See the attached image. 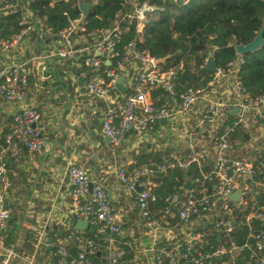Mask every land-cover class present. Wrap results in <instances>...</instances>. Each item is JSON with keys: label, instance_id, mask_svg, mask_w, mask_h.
I'll return each instance as SVG.
<instances>
[{"label": "built area", "instance_id": "built-area-1", "mask_svg": "<svg viewBox=\"0 0 264 264\" xmlns=\"http://www.w3.org/2000/svg\"><path fill=\"white\" fill-rule=\"evenodd\" d=\"M38 1L0 0V17L16 14L19 27L9 36L0 30V106H16L8 130L0 129V264L126 263L127 252L118 243L122 228L111 199L86 165L75 161L65 168L72 199L69 214L75 222H85L93 237L53 213L37 212L30 215L33 224H21L13 244H5L10 219L7 202L14 203L17 192L16 170L26 155L31 160L46 147L39 127L41 114L27 103L30 76L41 82L45 75L72 86L79 102L104 104L100 132L112 152L128 145L124 150L128 154L163 155L159 164L132 169V163L125 164L116 173L123 190L135 196L152 264H165L164 260L216 264L226 254L244 250L249 252L247 264H264V206L258 205V198H264V95L254 97L242 85V55L235 50V59L215 73L204 70L207 59L201 67L209 74L204 84L176 86L182 64L164 68L159 59L138 48L146 24L158 16L166 0H122L124 10L115 15L109 29H89L86 16L97 0H75L78 15L71 18L64 12L67 26L56 32L45 16L30 10ZM81 4L89 6L87 15ZM121 24L126 25L125 31L132 26L135 31L122 51L117 48ZM119 79L124 94L116 89ZM190 167L197 174L169 194L162 209H156L157 175ZM236 192L239 199L234 202L230 196ZM235 209L248 213L236 220ZM236 225L248 232L242 246L230 241ZM57 230L62 232L60 237ZM49 232L54 233L51 245ZM209 236L222 245L193 256V246ZM162 242L166 248L158 247Z\"/></svg>", "mask_w": 264, "mask_h": 264}, {"label": "trees", "instance_id": "trees-1", "mask_svg": "<svg viewBox=\"0 0 264 264\" xmlns=\"http://www.w3.org/2000/svg\"><path fill=\"white\" fill-rule=\"evenodd\" d=\"M97 2L86 16L89 29H109L114 25L115 15L124 10L122 0ZM30 10L39 16H45L48 27L54 32L67 26L64 12L71 18H75L79 13L75 0L52 4L49 0H40L31 4ZM120 26L122 34L117 48L122 51L124 46L133 40L135 31L133 26L127 31L125 24ZM0 30L4 36L17 33L18 16L12 14L0 17ZM258 33H261L264 42V0H166L158 16L146 24L144 40L138 48L156 59H165L164 68L182 64V70L177 72L176 86L198 87L208 79L209 74L201 67L209 56L215 69H223L228 62L235 59V47L251 43ZM242 57L243 64L239 71L242 85L254 97L264 95V43L255 52ZM83 71L84 69L79 70ZM162 156L161 153H133V162L129 169L147 166L150 162L159 164ZM196 174L195 167H190L184 172L171 170L158 174L154 192L157 195L155 208L162 209L164 199L179 191L185 181L191 180ZM258 205L264 206L263 197L258 198ZM9 212L6 246L13 244L20 222L18 215L10 209ZM247 213L237 209L233 211L236 220ZM84 235L92 236L87 231ZM247 235L246 228L236 225L230 235V241L242 246ZM221 245L222 242H218L215 236H209L201 245H194L191 254L194 256L197 252L209 253ZM158 247L166 248L167 244L162 242ZM121 248L126 250V257L131 254L130 247ZM70 255L74 257L75 250H71ZM248 256L247 250L233 252L214 263L246 264ZM164 263L168 264L166 260Z\"/></svg>", "mask_w": 264, "mask_h": 264}, {"label": "crops", "instance_id": "crops-1", "mask_svg": "<svg viewBox=\"0 0 264 264\" xmlns=\"http://www.w3.org/2000/svg\"><path fill=\"white\" fill-rule=\"evenodd\" d=\"M44 78L39 82L35 76H30L27 103L41 114L39 127L43 131L46 147L31 160L25 156L23 165L16 170L15 201L7 202L11 211L17 201L22 204L23 211L17 214L19 228L21 224L32 225L30 215L37 212L53 213L67 221L68 225L71 221L75 222L69 214L72 199L65 174L67 163L75 161L86 165L91 178L101 182L111 199L122 228L119 247L131 245V254L126 257L125 264H152L151 255L145 251L147 238L134 207L135 196L123 190L116 175L119 167L133 162V153L124 152L128 145L112 152L108 141L102 137L104 104L98 101L79 102L72 86H62L55 76L45 75ZM15 109L13 105L0 106V129L3 132L8 130Z\"/></svg>", "mask_w": 264, "mask_h": 264}, {"label": "water", "instance_id": "water-1", "mask_svg": "<svg viewBox=\"0 0 264 264\" xmlns=\"http://www.w3.org/2000/svg\"><path fill=\"white\" fill-rule=\"evenodd\" d=\"M80 8H81V11L83 12V14H85V15L88 14L89 6L87 4H81ZM263 43L264 42L262 40L261 33H258L257 36L254 38V40L251 43H249V44H247L245 46H242V45L236 46L235 50H236V52L238 54L243 56V55L255 52L260 46L263 45ZM164 62H165V59H160L158 63L164 64ZM204 70L207 71V72H210V73H215V67L213 65V62H212V59H211L210 56L208 57L207 64H206ZM79 83H81V80H79ZM116 89L121 94H124L125 89L122 86V79L118 80V82L116 84ZM105 141L107 142V139H105ZM185 189L186 190L189 189V182H187V184L185 185ZM136 191H139V188H136ZM230 198L234 202H237L238 199H239V192H236V193L232 194L230 196ZM70 226L73 227L75 230L80 231V232H86V231L89 232V233L91 232V229L87 228V224L85 222H82V221H77V222L71 221L70 222ZM61 233L62 232L56 233V236L60 237ZM53 237H54V233L53 232H49L48 233V243H49V245L52 244ZM49 250H50V248L48 246L46 251L48 252Z\"/></svg>", "mask_w": 264, "mask_h": 264}, {"label": "rangeland", "instance_id": "rangeland-1", "mask_svg": "<svg viewBox=\"0 0 264 264\" xmlns=\"http://www.w3.org/2000/svg\"><path fill=\"white\" fill-rule=\"evenodd\" d=\"M21 206H22V204L17 201V203L14 204V207L12 208V212H14L15 215H17L18 213H22L23 208L21 209Z\"/></svg>", "mask_w": 264, "mask_h": 264}]
</instances>
